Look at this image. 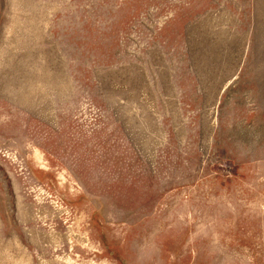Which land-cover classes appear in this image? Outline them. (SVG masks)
<instances>
[{
    "label": "rangeland",
    "instance_id": "obj_1",
    "mask_svg": "<svg viewBox=\"0 0 264 264\" xmlns=\"http://www.w3.org/2000/svg\"><path fill=\"white\" fill-rule=\"evenodd\" d=\"M0 264H264V0H0Z\"/></svg>",
    "mask_w": 264,
    "mask_h": 264
}]
</instances>
